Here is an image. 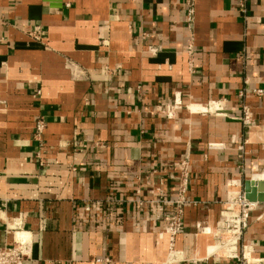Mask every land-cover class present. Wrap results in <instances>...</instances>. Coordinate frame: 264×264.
Returning <instances> with one entry per match:
<instances>
[{"label": "crops", "instance_id": "1", "mask_svg": "<svg viewBox=\"0 0 264 264\" xmlns=\"http://www.w3.org/2000/svg\"><path fill=\"white\" fill-rule=\"evenodd\" d=\"M189 2L0 0V247L25 236L26 264H166L155 206L126 199L135 187L173 197L176 183L153 172L187 153L194 202L174 264L264 258V0H193V27ZM249 180L262 201L240 256L214 253L204 228Z\"/></svg>", "mask_w": 264, "mask_h": 264}, {"label": "built area", "instance_id": "2", "mask_svg": "<svg viewBox=\"0 0 264 264\" xmlns=\"http://www.w3.org/2000/svg\"><path fill=\"white\" fill-rule=\"evenodd\" d=\"M195 8L193 0L189 2L188 9V24L193 27L195 21ZM193 31V30H192ZM31 35L39 40L42 38L41 31H34ZM152 52H156L157 48H150ZM187 52L189 55V63L191 69H193V63L195 58V44L194 33L190 35L188 41ZM252 92L257 95L263 94L262 89H252ZM218 105V102H215ZM253 112L247 105L243 107V117L241 118L245 126L253 124ZM45 128V121L39 120L36 125V130L41 133ZM210 148L216 147L213 144L208 145ZM218 148V147H216ZM191 158L187 153H183L178 161H176V168L166 169L160 168L153 173L160 172L162 175H166V178L176 183L174 196L168 198L162 191L152 190V197L145 200L142 196L140 187H135L133 192L136 194L134 197L127 198L126 201L136 203L137 205H144L150 202L155 206L148 220L153 222L163 221L165 223L163 233L168 236V252L170 259L166 264H174L181 259V252L176 249L177 236L184 230V214L187 204L194 202L190 196V189L192 185V171H191ZM138 180L139 176L137 177ZM153 189V187H151ZM111 200V199H110ZM111 201L120 202L117 198ZM227 202H231V207H225L221 212V218L213 227V239L214 244H220L219 250L214 253H222L228 258L239 257V244L241 241L244 230L248 227L249 211L256 205L255 202H251L246 198L245 191H238V193L231 199L230 193ZM225 203V204H226ZM255 203V204H254ZM239 205V209L236 206ZM205 230V228H204ZM221 234H225L221 235ZM31 242L25 237L17 238L11 245H3L0 247V264H26V261L31 255ZM242 258L245 263L248 264L246 254H242ZM98 261L102 264H111L112 260L106 256L99 258ZM260 264H264V258L256 260Z\"/></svg>", "mask_w": 264, "mask_h": 264}, {"label": "water", "instance_id": "3", "mask_svg": "<svg viewBox=\"0 0 264 264\" xmlns=\"http://www.w3.org/2000/svg\"><path fill=\"white\" fill-rule=\"evenodd\" d=\"M255 181H246L245 193L246 198L251 202L262 201V197L256 194ZM262 188V184L259 183V190Z\"/></svg>", "mask_w": 264, "mask_h": 264}, {"label": "bare ground", "instance_id": "4", "mask_svg": "<svg viewBox=\"0 0 264 264\" xmlns=\"http://www.w3.org/2000/svg\"><path fill=\"white\" fill-rule=\"evenodd\" d=\"M215 105H217L216 103H215ZM237 191V190H236ZM238 193V192H237ZM237 193H230V197H231V199L237 194ZM255 204V203H254ZM232 205H231V202H227L226 204H225V207H231ZM206 230V233H209V234H212L213 233V227H212V231L210 230V228H207V229H205ZM22 237H25V236H22ZM18 238H21V237H18ZM213 245H214V247L217 249L216 250V252L219 250V247H220V244H218V243H216V244H214L213 243ZM250 253H248V254H246V257H247V259H248V264H251V263H253V262H256V260H253L251 257H250V255H249ZM168 255H169V257H170V254H169V252H168Z\"/></svg>", "mask_w": 264, "mask_h": 264}, {"label": "rangeland", "instance_id": "5", "mask_svg": "<svg viewBox=\"0 0 264 264\" xmlns=\"http://www.w3.org/2000/svg\"><path fill=\"white\" fill-rule=\"evenodd\" d=\"M236 209H239V205L238 206H236ZM212 236H213V234H211ZM221 235H224L225 236V234H221ZM214 240V239H213ZM215 242V241H214ZM245 262V261H244Z\"/></svg>", "mask_w": 264, "mask_h": 264}]
</instances>
